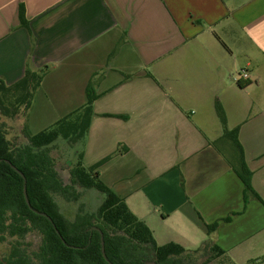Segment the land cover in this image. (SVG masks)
I'll return each mask as SVG.
<instances>
[{
    "label": "crops",
    "instance_id": "crops-1",
    "mask_svg": "<svg viewBox=\"0 0 264 264\" xmlns=\"http://www.w3.org/2000/svg\"><path fill=\"white\" fill-rule=\"evenodd\" d=\"M29 60L43 72L29 115L37 109L51 125L83 107L93 86L71 163L110 157L101 180L159 245L196 250L210 239L225 251L218 264H264V205L245 198L216 111L238 129L264 200V0H0V78L15 84ZM243 69L250 81L238 79Z\"/></svg>",
    "mask_w": 264,
    "mask_h": 264
},
{
    "label": "trees",
    "instance_id": "trees-1",
    "mask_svg": "<svg viewBox=\"0 0 264 264\" xmlns=\"http://www.w3.org/2000/svg\"><path fill=\"white\" fill-rule=\"evenodd\" d=\"M19 21L22 28L29 29L23 4L19 6ZM42 80L43 72L33 70L30 60L24 77L15 84L8 86L0 78V115L15 118L23 111H30ZM86 95L83 107L47 129L27 134L25 145L13 144L7 137L5 124H0V240L15 239L0 264H200L204 257H207L205 263L210 264L223 256L225 251L210 239L196 250L176 243L159 245L151 229L131 212L125 199L101 180L99 168L110 157L86 167L80 155L69 168L70 183L63 181L56 168L57 160L48 149L56 146L60 138L73 144L86 136L93 103L98 98L92 85H88ZM216 111L224 137L236 148L238 160L234 170L245 186V198L253 196L264 205V200L253 189L252 172L246 165L238 129L227 130V118L218 103ZM7 161L25 175L26 183ZM25 184L31 207L25 199ZM76 186L95 189L104 195L97 211L86 212L80 208L71 218L61 210L56 197L77 201L81 194ZM202 222L208 233L218 227L217 222ZM29 234H38L41 238L35 250L25 242Z\"/></svg>",
    "mask_w": 264,
    "mask_h": 264
},
{
    "label": "rangeland",
    "instance_id": "rangeland-1",
    "mask_svg": "<svg viewBox=\"0 0 264 264\" xmlns=\"http://www.w3.org/2000/svg\"><path fill=\"white\" fill-rule=\"evenodd\" d=\"M45 101L40 100L37 102L43 104ZM46 106H49V103H45ZM24 110V108H23ZM5 124V131L7 137L15 145H25L28 143V135L36 134L43 130V128L51 127L53 119L50 118H40L38 115V110L32 111L29 115V111H23L15 118L3 117L0 115V124ZM26 132V133H25ZM56 146L48 149V153L55 157L57 160V170L59 171L61 178L66 184L70 183V174L69 168L71 166V160L75 154L72 150L71 143L67 140L60 138L56 143ZM81 196L77 201H66L62 197L57 196L56 200L58 201L61 210L67 214V216L74 218L75 215L79 212L80 208H84L86 212H95L100 207L104 195L95 189L84 190L80 186H76ZM15 240L14 238L8 237L5 241L0 240V259L6 257L9 254L11 248V242ZM26 243H30L32 247L31 250L37 249L41 243V238L38 234H29L25 240ZM207 257H204L200 264H206ZM210 264H218L214 260Z\"/></svg>",
    "mask_w": 264,
    "mask_h": 264
},
{
    "label": "water",
    "instance_id": "water-1",
    "mask_svg": "<svg viewBox=\"0 0 264 264\" xmlns=\"http://www.w3.org/2000/svg\"><path fill=\"white\" fill-rule=\"evenodd\" d=\"M0 162H2V160H0ZM7 163H9L12 168L17 171L21 176L22 178L24 179L25 183H26V177L25 175L16 167L14 166L10 161H7ZM24 195H25V199H26V202L27 204L29 205V207H31V203H30V200H29V197H28V193H27V187H26V184L24 185ZM44 216H47L45 213H43ZM51 220V219H50ZM58 232V231H57ZM59 233V232H58ZM103 255L104 257H106V254H105V248H104V243H103ZM151 264H155V263H151Z\"/></svg>",
    "mask_w": 264,
    "mask_h": 264
},
{
    "label": "built area",
    "instance_id": "built-area-1",
    "mask_svg": "<svg viewBox=\"0 0 264 264\" xmlns=\"http://www.w3.org/2000/svg\"><path fill=\"white\" fill-rule=\"evenodd\" d=\"M238 79H244L246 81H250V74L247 69L240 70L238 73Z\"/></svg>",
    "mask_w": 264,
    "mask_h": 264
}]
</instances>
